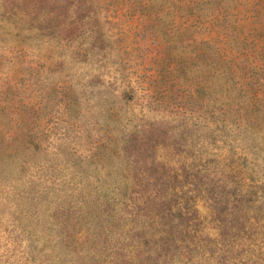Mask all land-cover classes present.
I'll list each match as a JSON object with an SVG mask.
<instances>
[{
  "label": "rangeland",
  "instance_id": "rangeland-1",
  "mask_svg": "<svg viewBox=\"0 0 264 264\" xmlns=\"http://www.w3.org/2000/svg\"><path fill=\"white\" fill-rule=\"evenodd\" d=\"M0 264H264V0H0Z\"/></svg>",
  "mask_w": 264,
  "mask_h": 264
}]
</instances>
